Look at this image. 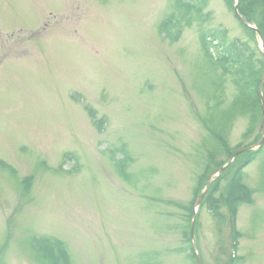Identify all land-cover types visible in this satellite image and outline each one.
<instances>
[{
    "label": "rangeland",
    "instance_id": "rangeland-1",
    "mask_svg": "<svg viewBox=\"0 0 264 264\" xmlns=\"http://www.w3.org/2000/svg\"><path fill=\"white\" fill-rule=\"evenodd\" d=\"M232 2L229 10L207 0L206 27L264 57ZM171 7L0 0V263L42 264L30 241L44 237L62 243L66 264H190L189 207L239 145L261 152L242 171L251 203L236 217L238 264H264V118L247 138L248 119L232 120L222 132L226 147L210 138L214 78L194 27L173 44L158 34ZM233 95L226 83L218 112ZM238 157L249 156L232 157L208 189L222 192ZM219 200L215 214L196 209L202 264H227L231 253Z\"/></svg>",
    "mask_w": 264,
    "mask_h": 264
},
{
    "label": "trees",
    "instance_id": "trees-1",
    "mask_svg": "<svg viewBox=\"0 0 264 264\" xmlns=\"http://www.w3.org/2000/svg\"><path fill=\"white\" fill-rule=\"evenodd\" d=\"M233 0H223L226 7L232 10ZM207 0H172L171 11L168 16L159 24L158 34L169 43L179 41L184 28H195L198 36L200 51L209 68L214 80L212 85L213 113L207 122L210 138L220 145L224 144L223 131L228 124L236 117L248 119V129L243 138L250 137L258 125L261 117V103L258 93L260 78L264 73V57L257 46L255 49L249 47L246 42L229 39L224 29L208 28L210 21L209 13L204 12ZM238 12L243 19L254 25L264 40V0H239ZM251 34V40L256 39V34L245 29ZM255 42V41H254ZM229 83L234 90L231 102L225 110L218 112L223 104L224 87ZM264 101V79L262 87ZM206 122V123H207ZM223 147H226L225 144ZM242 150L239 148L234 151ZM245 149V148H243ZM259 152L246 153V159L240 161L239 157L233 162L232 170L229 171V178L226 180L225 188L217 194L218 184L212 185L204 197L201 206L206 205L207 210L215 214L217 211L218 199L223 203L227 212V223L230 231L231 253L227 264H238L240 258L237 256L239 232L236 228V217L242 205L251 203V194L242 183V171ZM233 153H228V161ZM212 157V156H210ZM209 157V159H210ZM64 162L73 161L69 155L64 156ZM117 166L124 169L126 162L122 158L117 161ZM230 168V167H229ZM228 168L224 171L227 172ZM122 175H124L122 173ZM223 175V174H222ZM221 175V176H222ZM127 178V176H125ZM193 203L189 207L190 218L192 215ZM189 227L183 230L185 244L190 264H196L192 252ZM30 247L35 253L36 260L42 264H66L67 253L58 240H50L40 237L30 241ZM1 264V263H0Z\"/></svg>",
    "mask_w": 264,
    "mask_h": 264
},
{
    "label": "water",
    "instance_id": "water-1",
    "mask_svg": "<svg viewBox=\"0 0 264 264\" xmlns=\"http://www.w3.org/2000/svg\"><path fill=\"white\" fill-rule=\"evenodd\" d=\"M234 9H235V12H236V7H234ZM236 16H237L238 20H239L242 24H245L244 21L241 19V17H239L237 14H236ZM261 85H262V79L260 80V86H259V89L261 88ZM261 108H262V114H263V116H264V107H263L262 99H261ZM238 154H239V153H236L233 157H235V156L238 155ZM229 162H230V161H229ZM229 162H228V163H229ZM228 163H227L224 167H222L221 169H219L216 173H214V174L211 175V177L209 178L208 183H207V185H206V187H205V191L203 192V194H201V195L197 198L196 202L194 203V206H195V207H197V206L199 205V203L203 200V198H204V196H205V193H206V190L208 189L211 180L214 179L215 177H217V176H218V175H219V174L225 169V167L228 165ZM194 219H195V212H193V215H192V223H191V231H190L191 238H193V236H192V230H193V225H194ZM193 252H194V254H195L196 264H201V262H200L198 256L196 255V251H195L194 247H193Z\"/></svg>",
    "mask_w": 264,
    "mask_h": 264
},
{
    "label": "bare ground",
    "instance_id": "bare-ground-1",
    "mask_svg": "<svg viewBox=\"0 0 264 264\" xmlns=\"http://www.w3.org/2000/svg\"><path fill=\"white\" fill-rule=\"evenodd\" d=\"M236 7V6H235ZM254 26V25H253ZM254 28H255V34L258 36V38L260 39V43H262V46H263V49H264V40H263V38L261 37V34H260V32H258L257 30H256V27L254 26ZM258 49H259V47H257ZM259 51H261L260 49H259ZM262 84H263V81H262ZM262 91H263V89L262 88H258V93H259V96L261 97V94H262ZM262 118V117H261ZM263 119V118H262ZM2 264V263H1Z\"/></svg>",
    "mask_w": 264,
    "mask_h": 264
}]
</instances>
